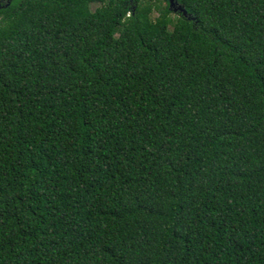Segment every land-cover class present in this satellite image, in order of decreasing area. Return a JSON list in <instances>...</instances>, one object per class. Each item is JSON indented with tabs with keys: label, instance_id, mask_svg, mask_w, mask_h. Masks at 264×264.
I'll return each instance as SVG.
<instances>
[{
	"label": "trees",
	"instance_id": "obj_1",
	"mask_svg": "<svg viewBox=\"0 0 264 264\" xmlns=\"http://www.w3.org/2000/svg\"><path fill=\"white\" fill-rule=\"evenodd\" d=\"M0 0V264H264V0Z\"/></svg>",
	"mask_w": 264,
	"mask_h": 264
},
{
	"label": "water",
	"instance_id": "obj_2",
	"mask_svg": "<svg viewBox=\"0 0 264 264\" xmlns=\"http://www.w3.org/2000/svg\"><path fill=\"white\" fill-rule=\"evenodd\" d=\"M169 4V8H171L174 12L177 10H182V7L178 5L177 0H167Z\"/></svg>",
	"mask_w": 264,
	"mask_h": 264
}]
</instances>
